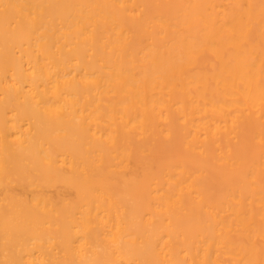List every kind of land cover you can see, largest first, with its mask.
<instances>
[{
	"label": "bare ground",
	"instance_id": "bare-ground-1",
	"mask_svg": "<svg viewBox=\"0 0 264 264\" xmlns=\"http://www.w3.org/2000/svg\"><path fill=\"white\" fill-rule=\"evenodd\" d=\"M0 264H264V0H0Z\"/></svg>",
	"mask_w": 264,
	"mask_h": 264
}]
</instances>
